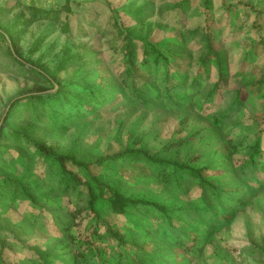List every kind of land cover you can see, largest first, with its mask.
Wrapping results in <instances>:
<instances>
[{"label": "rangeland", "instance_id": "obj_1", "mask_svg": "<svg viewBox=\"0 0 264 264\" xmlns=\"http://www.w3.org/2000/svg\"><path fill=\"white\" fill-rule=\"evenodd\" d=\"M209 31L225 65L213 92ZM167 69L185 75V98L156 95ZM58 89L86 100L79 118L55 121L44 98ZM35 143L85 162L143 146L206 167L220 200L173 164L92 165L126 196L169 205L173 223L145 205L117 213L91 172L69 164L85 180L65 184ZM256 143L264 150V0H0V264H264V181L244 164Z\"/></svg>", "mask_w": 264, "mask_h": 264}, {"label": "trees", "instance_id": "obj_2", "mask_svg": "<svg viewBox=\"0 0 264 264\" xmlns=\"http://www.w3.org/2000/svg\"><path fill=\"white\" fill-rule=\"evenodd\" d=\"M241 4H244L246 6L254 7L252 3L246 2V1H239ZM68 30V23L65 25V30ZM208 46H209V54L205 58V64H208L209 60L211 57L214 58V60L218 64V79L212 89V92L214 89H219L223 85V82H225V65L223 62V58L216 49L214 43H213V36L212 34L208 33ZM129 53L131 55V51L129 50ZM162 58L160 57V54L157 52V54L154 57V62H160ZM205 69L207 68L204 66ZM171 71L170 69L166 70V77L170 78V81L167 86L163 91L158 92L156 95L158 97L162 98V95L173 98L179 97V98H185L186 93L184 89L186 88L183 85V80L185 75L180 74L178 78L175 79V81H171ZM172 82V83H171ZM171 83V84H170ZM201 84V81L196 79L191 83L192 86L198 87ZM81 89L83 92H86V96L90 98V100H93L96 104H101L103 103V100L100 99L99 97L94 95V88L93 87H88L87 85L82 86ZM139 92V91H138ZM141 95V93H139ZM78 93H71L65 94V92L62 89H58L55 93H52L48 97H42L41 95H33V96H27L28 98H44V100L47 101V104L51 107L53 116L56 117L55 121L57 122H63V121H68L71 118H79L81 115V111L86 108L87 102L86 100H83V98L80 97ZM240 95L236 101L237 105L232 107L228 112L224 113V115H228L229 112H232L233 110H236L237 106L242 104V101L240 100ZM234 104V103H233ZM234 108V109H233ZM36 147L40 150V152L46 157L49 158H54L59 161V173L61 175V180L65 182V184H71L73 181L76 182V184H82L85 179H83L82 175L76 172V170L72 167H70L69 164L77 165L79 168H83L85 171L88 173L91 172L92 176L91 177L95 182H96V187L99 190L100 196H105V200L107 202V206L117 212V213H124L126 209L130 205H145L151 208H155L162 212L163 214L167 215L168 220H170L169 223H173V219L170 217V210L171 207L169 205H166L165 203H161L155 200L147 199V198H140V199H135L129 196H126L124 193H121V191L109 184L108 182L102 180L99 178L98 175H95L92 172V165H100L104 164L105 162H109L110 160H119V159H135V160H144L147 161L151 164H154L156 168H161L166 165L173 164L175 165L178 169L181 170H190L191 173L195 174V176L199 177L200 183L203 184V186L206 185V187H210L211 195L213 199L216 202H219L220 200V192L216 189H214V185L208 181L204 174L203 170L206 167H200V168H195L189 165H185L184 163H177V162H169L168 160L159 157L157 154H152L148 150H146L143 146H134L131 148H125L121 150L114 151L112 153L104 154L100 157H98L95 161L93 162H85L82 160H77L73 155L71 154H58L54 152L51 148H48L47 146L39 143H35ZM1 146V145H0ZM247 167V170L245 172V176H250L251 180L253 181L256 185H261L262 182L264 181L263 178H261L260 174L264 173V150L259 148V145L256 143L251 152L249 157L244 163ZM73 184V183H72ZM205 184V185H204ZM248 185V186H247ZM246 188L251 189V185L247 184ZM91 208L93 210H96L95 204L98 200V195L92 191L91 195ZM242 199V197H241ZM240 203L244 201H239ZM208 216L211 218V226H219L222 224V218H223V213L218 212V211H213L212 209L207 211ZM224 221H227V218L224 219ZM106 230H110V226H105ZM114 237L118 240H121L122 237L121 235L113 231L112 232ZM123 240V239H122ZM84 247L87 250H90L92 245L88 243H84Z\"/></svg>", "mask_w": 264, "mask_h": 264}]
</instances>
